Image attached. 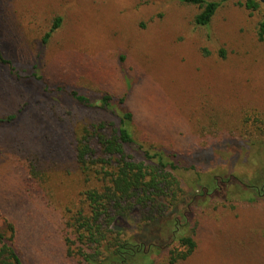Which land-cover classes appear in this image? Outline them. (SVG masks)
<instances>
[{"label": "rangeland", "instance_id": "rangeland-1", "mask_svg": "<svg viewBox=\"0 0 264 264\" xmlns=\"http://www.w3.org/2000/svg\"><path fill=\"white\" fill-rule=\"evenodd\" d=\"M245 1L228 0L207 28H198L193 19L199 9L178 0H0V51L16 67L37 64L36 75L50 88L63 86L92 101L103 93L128 92L135 139L145 149L188 156L210 147L213 160L195 163L196 154L182 159L197 166L176 172L188 188L196 173L248 180L264 165V138L253 137L259 144L250 154L241 143L245 115L264 122V40H257L264 4L255 0L259 9L251 13L239 6ZM55 18L62 26L42 46ZM9 73L0 65V118L29 101L18 119L0 126V225L3 219L14 223L25 264H83L66 257L59 236L67 207L78 204L84 187L63 121L72 115L90 123L106 115L59 94L24 95ZM29 150L40 152L50 166L49 189L57 197L53 214L24 189L21 167ZM211 207L198 218L212 226L201 230L198 257L189 264H249L221 253L216 236L241 244L238 231L264 242L262 216L249 218L244 227L236 211Z\"/></svg>", "mask_w": 264, "mask_h": 264}, {"label": "trees", "instance_id": "trees-1", "mask_svg": "<svg viewBox=\"0 0 264 264\" xmlns=\"http://www.w3.org/2000/svg\"><path fill=\"white\" fill-rule=\"evenodd\" d=\"M178 1L196 6L199 12L193 24L207 28L219 7L228 0ZM239 6L251 13L259 9L255 0H246ZM61 20L55 18L51 23L42 37V46L60 30ZM257 40H264V17L257 27ZM119 60L123 63L124 57ZM0 65L9 69V75L24 95L26 91L34 98L45 92L59 94L72 99L77 106L93 108L96 113L106 115V118L90 123L84 122L85 119L74 121L72 115H67L63 121L70 128L67 136L71 138L73 164L84 184L78 191V204L71 203L67 207L60 229L66 257H78L83 264H189L198 257L197 238L201 230L212 226L211 222L208 226L198 221L207 207L214 204L213 211L220 208L236 211V220L243 217L244 227L249 224V218L262 216L264 220V165L248 180L232 173L203 179L196 173L190 192L188 184L178 179L176 172L194 170L197 166L191 165L190 160L182 162V159L196 154L193 162H205L213 160L214 151L204 146L192 155L180 156L164 149H145L135 139V116L127 101L128 92L121 97L103 93L92 101L63 86L50 88L42 76L36 75L37 64L16 67L0 51ZM27 83L28 89L25 88ZM28 101L20 104L15 114L0 118V126L18 119ZM242 128L241 143L250 154V150L259 144L253 137L264 138V122L256 115H245ZM44 161L38 151L25 152L21 167L24 189L53 214L54 198L57 197L49 189L50 166ZM3 220L0 225V264H25L17 247L15 225ZM236 235L241 244L223 233L216 236L221 253L227 252L238 259L244 257L249 264H264V242L248 239L246 234L242 236L238 231Z\"/></svg>", "mask_w": 264, "mask_h": 264}, {"label": "water", "instance_id": "water-1", "mask_svg": "<svg viewBox=\"0 0 264 264\" xmlns=\"http://www.w3.org/2000/svg\"><path fill=\"white\" fill-rule=\"evenodd\" d=\"M259 1H260V3L264 4V0H259Z\"/></svg>", "mask_w": 264, "mask_h": 264}]
</instances>
